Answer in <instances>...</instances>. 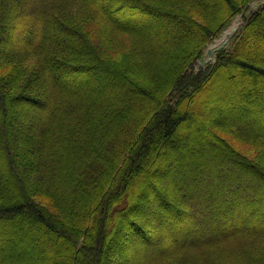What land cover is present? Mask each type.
Listing matches in <instances>:
<instances>
[{
  "label": "trees",
  "instance_id": "16d2710c",
  "mask_svg": "<svg viewBox=\"0 0 264 264\" xmlns=\"http://www.w3.org/2000/svg\"><path fill=\"white\" fill-rule=\"evenodd\" d=\"M206 1L16 0L13 13L38 38L17 33L0 50V264L27 245L36 264H106L119 253L122 264H264V104L221 105L230 123L194 110L237 69L264 83V58L246 48L264 43V6ZM9 3L0 0V45L16 19ZM238 15L234 38L198 71ZM57 69L102 74L70 88L52 80ZM18 101L30 109L15 118ZM198 126L223 148L210 156L215 168L196 156ZM183 129L190 138L174 144ZM171 144L188 150L175 155ZM168 170L174 179L159 186L154 176ZM132 242L150 252L127 257Z\"/></svg>",
  "mask_w": 264,
  "mask_h": 264
},
{
  "label": "rangeland",
  "instance_id": "374dc122",
  "mask_svg": "<svg viewBox=\"0 0 264 264\" xmlns=\"http://www.w3.org/2000/svg\"><path fill=\"white\" fill-rule=\"evenodd\" d=\"M220 1L221 0H208L206 1L207 5H212V6H219L220 5ZM97 3H105L106 0H96ZM20 5V4H17ZM16 5V0H10L9 6H6L8 13L10 11V14L13 17H16L17 13H13L14 11L16 12V10H18V6ZM253 8V7H252ZM247 12V11H246ZM153 16L149 15V16H144L143 14L139 16V21L144 24L145 26H149V20L153 19ZM159 18V17H158ZM236 19H241V21L244 23V18L242 19L241 15L236 16L234 20ZM232 21V22H233ZM231 22V23H232ZM230 23V24H231ZM30 24V19L26 20L23 17L18 15V18L16 17V19L14 20V22L11 24V26L9 27V29H7L5 31V33L7 32L8 39H9V44L7 43L6 45H0V50L1 49H5L6 46L8 45H16L15 43L17 42V38H15V35L17 33L21 34L20 36H24V35H31L32 38H38V36H36V32H34L33 30L31 31H24V29L26 27H28V25ZM228 25L223 32L218 35L214 41L211 44H213L216 39H219L224 31L230 27L231 25ZM244 24L241 25V27ZM240 27V28H241ZM156 27L154 28L155 32H156ZM152 30V29H151ZM150 39L152 40L151 36L154 34L155 32L152 33V31H150ZM259 36V33H255L254 34V38L256 39ZM253 44L247 45L246 48L250 49V47H252L253 45V49L257 52L258 56L264 58V43L263 42H259L258 40L252 41ZM209 45V46H210ZM208 46V47H209ZM5 47V48H4ZM208 49V48H207ZM215 62V60H214ZM33 62L29 63V66H32ZM57 78H53L52 80L55 82L60 81L59 79H62L64 82H66V86L67 87H77V86H82L83 84L85 85H96L98 83V78L101 76V71H98L97 69L95 70H89V71H84V72H78L75 71L73 73H69L66 70H62V69H57ZM259 79H262L260 76ZM256 76L252 77L250 75H248L247 73H245V71H242L241 69H237L235 71H233V73H231L230 75H225V77H223L222 79H220L219 81L217 80H213L212 81V86H208V87H215L216 89H218V94L215 96L216 98L213 99V101L208 102V104H203V103H196L194 105V110H198V114H205L209 119H214V118H220L223 122L225 123H230L232 120L230 118H223V113L221 110H218L219 108H221V105L227 106L228 104L231 106H237V105H241L242 107H244V105H249V104H253V103H263L264 104V83L263 84H259V86L257 85L259 83V79ZM62 81V82H63ZM61 82V81H60ZM61 82V83H62ZM257 83V84H256ZM256 84V85H255ZM84 85V86H85ZM258 86V87H257ZM111 87H113L112 82L108 83V85L106 86L107 89H110ZM66 88V87H65ZM221 90V91H220ZM105 93V91H104ZM203 97L206 96V93H203ZM254 108V107H253ZM29 109L30 106L28 103L23 102V101H18L14 104V106L12 105L11 107V114L14 115V113L16 114L15 118H19L20 115L24 116L29 113ZM242 109V108H241ZM236 110V109H233ZM232 113V112H231ZM12 124V122H10ZM17 124V123H16ZM18 124H20V121H18ZM193 124V123H192ZM191 124V129L193 128V125ZM192 131H194V129H192ZM226 137H228V139L235 145L237 146L240 150L245 151L247 149L246 145L236 141V139L232 138L229 135H225ZM259 137H263L264 138V133L261 135H258ZM196 137V142H198V149L202 148L204 149V152H198L196 153L197 158L199 160V162L204 161L205 165H208L207 167L209 168H215V163H213V161H211V154H214L216 152L221 151V149H223L219 143L217 142H213L209 139V134L206 130V128H202L200 126H198V134H195L194 137L191 136L188 137L186 134V129H183V131L180 133V135L177 138V142H175L174 144H177L178 141L182 138H190L191 140H193ZM194 141V140H193ZM192 148V147H191ZM183 150H188L187 148H184L183 146H178V145H172L171 144V148L170 151L171 153H174L175 155H177L178 152H181ZM191 150V149H190ZM223 151V150H222ZM250 153V152H248ZM178 158V157H177ZM180 160V159H179ZM223 163V162H222ZM0 174H2L3 176H5V171L4 169L0 170ZM176 171H170L168 170L167 173L163 175L162 173L157 174L156 176H154L155 179H157L158 181V185L161 186L162 183L164 184V180L168 179L170 177H175V173ZM172 174V175H171ZM164 186V185H162ZM166 186V185H165ZM42 203L46 204L47 200H42ZM151 212L148 213V217L147 218H153V215H150ZM153 214V213H152ZM257 216V215H256ZM223 218V217H222ZM257 218H261L264 220V211L261 214V216H257ZM251 221L253 223H255V219H251ZM251 221L249 223H247L246 225L242 226L241 229H236V231H240V230H246L250 227ZM226 226V225H225ZM224 226V227H225ZM221 230L219 229H215L213 234H218L220 233ZM26 233V232H24ZM46 235H42V239L45 238ZM207 235H203L200 238H205ZM210 236V235H209ZM27 238V236H26ZM186 242H193L192 240L186 241ZM177 243H173L171 241H166L164 242L163 246H171V245H175ZM130 249L128 252L127 257H133V256H140L143 254H147L146 252H150V249H148L147 247H142L140 246L139 242H132L131 245L129 246ZM19 248L24 249L26 252V255L21 256L19 255V253H14L11 254V256H5L3 257V259L5 260V262H9V264H16V262L18 264H23L25 262H32L34 264H36V261H38V259L36 257H40L37 256L36 254V250L30 248L29 245H27L26 247L20 246ZM158 247H156L157 249ZM21 249V250H22ZM155 249V250H156ZM16 249L13 251L15 252ZM44 255V254H43ZM42 255V261L43 259L45 260V257ZM126 257V256H125ZM124 255L121 253H119L118 255H116V257H111L110 259L107 260L106 264H122L123 259L125 258ZM30 263V264H32ZM42 264H46L45 262H42Z\"/></svg>",
  "mask_w": 264,
  "mask_h": 264
},
{
  "label": "water",
  "instance_id": "95a60500",
  "mask_svg": "<svg viewBox=\"0 0 264 264\" xmlns=\"http://www.w3.org/2000/svg\"><path fill=\"white\" fill-rule=\"evenodd\" d=\"M263 6H264V0H257L252 4L253 9L255 10L260 9ZM238 30L239 27H237L236 25L234 27L233 25L228 27L223 33L225 34V39L222 42H220L218 45L209 47L206 50V52L202 55V57L198 62L197 70L199 71L204 69L209 63L214 61L216 59L217 53L229 45L230 41L234 38Z\"/></svg>",
  "mask_w": 264,
  "mask_h": 264
},
{
  "label": "bare ground",
  "instance_id": "6f19581e",
  "mask_svg": "<svg viewBox=\"0 0 264 264\" xmlns=\"http://www.w3.org/2000/svg\"><path fill=\"white\" fill-rule=\"evenodd\" d=\"M209 47H212V46L210 45ZM209 47H208V48H209Z\"/></svg>",
  "mask_w": 264,
  "mask_h": 264
}]
</instances>
